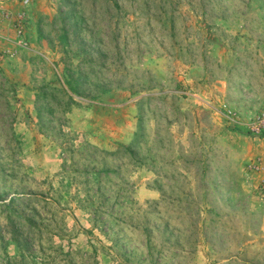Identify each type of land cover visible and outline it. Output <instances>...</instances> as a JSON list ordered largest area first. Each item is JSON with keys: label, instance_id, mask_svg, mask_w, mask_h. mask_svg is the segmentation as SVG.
I'll return each instance as SVG.
<instances>
[{"label": "rangeland", "instance_id": "obj_1", "mask_svg": "<svg viewBox=\"0 0 264 264\" xmlns=\"http://www.w3.org/2000/svg\"><path fill=\"white\" fill-rule=\"evenodd\" d=\"M25 1L0 0V264H264V0Z\"/></svg>", "mask_w": 264, "mask_h": 264}, {"label": "built area", "instance_id": "obj_2", "mask_svg": "<svg viewBox=\"0 0 264 264\" xmlns=\"http://www.w3.org/2000/svg\"><path fill=\"white\" fill-rule=\"evenodd\" d=\"M26 4H28L29 0L25 1ZM10 18V13H7L5 10H0V19H8ZM26 18L25 13H21L17 17V23L20 29V32H22L23 25L21 22H23ZM247 126L249 130L253 134H262L264 132V111L261 112L251 123H247Z\"/></svg>", "mask_w": 264, "mask_h": 264}]
</instances>
